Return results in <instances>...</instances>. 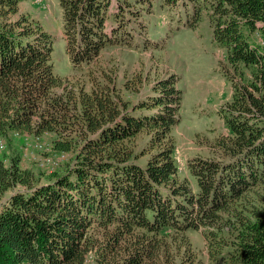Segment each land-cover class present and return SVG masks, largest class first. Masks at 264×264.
<instances>
[{"label": "trees", "instance_id": "trees-1", "mask_svg": "<svg viewBox=\"0 0 264 264\" xmlns=\"http://www.w3.org/2000/svg\"><path fill=\"white\" fill-rule=\"evenodd\" d=\"M27 0H0V264H264V0H59L73 77ZM160 19L207 20L226 52L227 133L181 175L176 75L130 97L112 48L148 41ZM42 138L53 168L22 164L13 139ZM27 144V143H26ZM24 147V146H23ZM64 155V156H63Z\"/></svg>", "mask_w": 264, "mask_h": 264}, {"label": "rangeland", "instance_id": "rangeland-1", "mask_svg": "<svg viewBox=\"0 0 264 264\" xmlns=\"http://www.w3.org/2000/svg\"><path fill=\"white\" fill-rule=\"evenodd\" d=\"M20 7L22 12L39 19L55 35L52 54L54 70L65 79L72 78L74 72L66 53L59 0H27ZM147 30L148 41H138L134 49L112 48L106 51V56L119 60L118 82L131 81L133 91L137 89L130 92L133 98L147 94L155 80L176 75L182 101L180 121L173 129V135L181 175H189L185 169L187 160L197 155H211L210 145L217 137L227 133L219 112L231 96L230 82L222 70L227 60L226 52L213 41L207 20L202 21L196 29H190L178 26L175 21L161 20L156 14L150 17ZM40 143L44 146L40 147ZM20 146L23 149V166L43 173V179L47 178L46 172L53 168L56 158L47 156L50 151L46 140L29 138L27 142H21L13 139L7 143L6 151ZM192 238L205 264H225L223 261H208L201 234L193 231Z\"/></svg>", "mask_w": 264, "mask_h": 264}, {"label": "bare ground", "instance_id": "bare-ground-1", "mask_svg": "<svg viewBox=\"0 0 264 264\" xmlns=\"http://www.w3.org/2000/svg\"><path fill=\"white\" fill-rule=\"evenodd\" d=\"M42 145H43V143H42V144L40 143L39 146L42 147ZM43 146H44V145H43ZM4 147H5V143H4V141L1 139V140H0V150L3 149ZM43 148H46V147H43ZM63 156H64V155H63ZM56 160H58V159H56ZM51 162H52V161H51ZM54 164H55V163H54Z\"/></svg>", "mask_w": 264, "mask_h": 264}]
</instances>
